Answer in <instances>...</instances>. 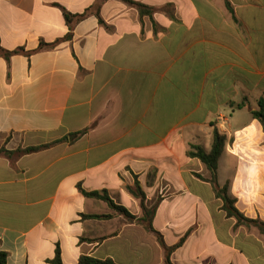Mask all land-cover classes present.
I'll return each instance as SVG.
<instances>
[{"label":"crops","instance_id":"crops-1","mask_svg":"<svg viewBox=\"0 0 264 264\" xmlns=\"http://www.w3.org/2000/svg\"><path fill=\"white\" fill-rule=\"evenodd\" d=\"M0 0V251L6 264L81 256L164 264L145 230L135 180L171 264L264 262V235L227 218L210 173L189 159L227 136L217 183L264 221V0ZM99 5L98 14H93ZM91 14L87 16V10ZM65 14L84 15L69 30ZM70 34L69 39L65 37ZM53 44L40 49V44ZM221 171L223 174L221 175ZM84 192H103L129 220ZM82 215H111L83 219Z\"/></svg>","mask_w":264,"mask_h":264},{"label":"trees","instance_id":"trees-1","mask_svg":"<svg viewBox=\"0 0 264 264\" xmlns=\"http://www.w3.org/2000/svg\"><path fill=\"white\" fill-rule=\"evenodd\" d=\"M125 4L135 7L138 10L140 18L147 16L152 20L153 9L146 7L137 2H133L131 0H119ZM99 5L95 6V11L93 14L98 18L99 23L102 24V20L99 17L98 10ZM91 14V10H87V16ZM85 14L79 16H72L70 14H65V19L68 24L69 30L72 27L73 21H79L84 17ZM70 34H68L65 39H69ZM53 44H43L41 43L39 48H52ZM22 51V49L15 50L13 52L5 51L0 46V57L4 58L6 61H9L10 56L13 53H18ZM252 116L261 124L264 131V104L261 102L259 104V109L255 112H252ZM227 143V136L218 131V129L213 126L212 132V145L209 151L204 150L203 148L190 145V148L187 152V157L189 159H196L200 161L209 171L210 173V183L213 186L216 198L222 201V210L225 212L227 218H235L237 220L238 225H245L246 227L255 228L260 235H264V221L260 219H249L244 217L235 207L236 200L229 195V182H226L222 187H220L217 183L218 177V163L224 152L225 146ZM47 146H38V147H29L26 149H18L15 152H7L4 149H0V153H4L6 155L10 154H23V153H31L37 152ZM129 191L131 194L139 200L140 209L142 211L141 218L138 221L143 225L146 231L154 234L156 236L157 242L164 250V264H171V255L172 253L180 248L185 242L188 234L182 237L177 244L171 247H167L162 239V236L156 232L152 227V218L154 215V211L157 207L158 201L150 208H147L145 203V195L141 190L139 183L135 180L133 188H130ZM81 193L88 198L97 199L105 202L108 207L114 212L124 216L129 220H137L134 216H132L123 206L115 204L107 195L105 191L99 192H84L81 190ZM83 219H109L111 215H82ZM8 254L6 252L0 251V264L7 263ZM50 264H62L60 258V251L58 248L55 250L54 258L49 262ZM78 264H114L110 260H99L91 256H81L79 258Z\"/></svg>","mask_w":264,"mask_h":264},{"label":"rangeland","instance_id":"rangeland-1","mask_svg":"<svg viewBox=\"0 0 264 264\" xmlns=\"http://www.w3.org/2000/svg\"><path fill=\"white\" fill-rule=\"evenodd\" d=\"M223 174V171H221V175ZM256 248H252V264H264V262L262 263L259 258L256 260Z\"/></svg>","mask_w":264,"mask_h":264}]
</instances>
